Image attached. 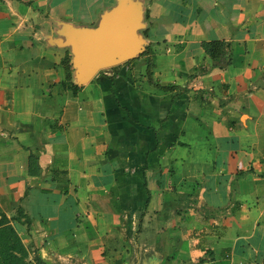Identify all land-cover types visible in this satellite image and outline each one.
Segmentation results:
<instances>
[{
    "label": "crops",
    "instance_id": "crops-1",
    "mask_svg": "<svg viewBox=\"0 0 264 264\" xmlns=\"http://www.w3.org/2000/svg\"><path fill=\"white\" fill-rule=\"evenodd\" d=\"M119 1L0 0V217L45 264H264V0H132L148 53L73 90Z\"/></svg>",
    "mask_w": 264,
    "mask_h": 264
},
{
    "label": "water",
    "instance_id": "water-1",
    "mask_svg": "<svg viewBox=\"0 0 264 264\" xmlns=\"http://www.w3.org/2000/svg\"><path fill=\"white\" fill-rule=\"evenodd\" d=\"M143 13L138 2L120 0L103 14L96 27L70 26L67 45L79 85L91 81L101 70L117 66L144 52Z\"/></svg>",
    "mask_w": 264,
    "mask_h": 264
},
{
    "label": "trees",
    "instance_id": "trees-1",
    "mask_svg": "<svg viewBox=\"0 0 264 264\" xmlns=\"http://www.w3.org/2000/svg\"><path fill=\"white\" fill-rule=\"evenodd\" d=\"M225 46L226 44L223 41H212L206 44L208 52L215 59H218L223 54ZM147 53V51H144L140 55ZM134 60L135 58H132L122 64H129ZM148 61V75L152 78L155 64L151 59ZM63 64L66 71L65 84H68L70 88L77 91L81 86L73 82L72 57L69 53L63 59ZM122 64L113 66L112 68H119ZM162 88L169 89L170 87L162 86ZM29 256V250L18 231L7 215L2 213L0 217V264H45L41 257L37 256L35 260H30Z\"/></svg>",
    "mask_w": 264,
    "mask_h": 264
},
{
    "label": "rangeland",
    "instance_id": "rangeland-1",
    "mask_svg": "<svg viewBox=\"0 0 264 264\" xmlns=\"http://www.w3.org/2000/svg\"><path fill=\"white\" fill-rule=\"evenodd\" d=\"M155 261L151 262V264H154Z\"/></svg>",
    "mask_w": 264,
    "mask_h": 264
}]
</instances>
